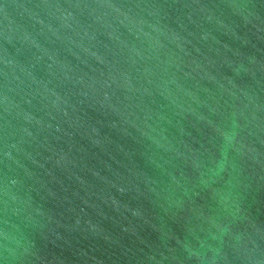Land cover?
<instances>
[{
	"label": "water",
	"instance_id": "water-1",
	"mask_svg": "<svg viewBox=\"0 0 264 264\" xmlns=\"http://www.w3.org/2000/svg\"><path fill=\"white\" fill-rule=\"evenodd\" d=\"M0 264H264V0H0Z\"/></svg>",
	"mask_w": 264,
	"mask_h": 264
}]
</instances>
